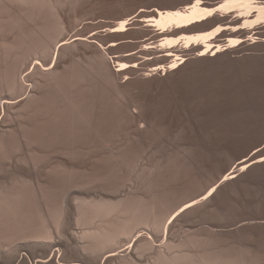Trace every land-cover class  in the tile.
I'll return each instance as SVG.
<instances>
[{
    "label": "bare ground",
    "instance_id": "obj_1",
    "mask_svg": "<svg viewBox=\"0 0 264 264\" xmlns=\"http://www.w3.org/2000/svg\"><path fill=\"white\" fill-rule=\"evenodd\" d=\"M70 1L0 0V264H264L199 227L264 186L211 106L264 97V0Z\"/></svg>",
    "mask_w": 264,
    "mask_h": 264
},
{
    "label": "rangeland",
    "instance_id": "obj_2",
    "mask_svg": "<svg viewBox=\"0 0 264 264\" xmlns=\"http://www.w3.org/2000/svg\"><path fill=\"white\" fill-rule=\"evenodd\" d=\"M69 1V0H68ZM73 1V0H72ZM72 1H70V5L73 3ZM87 1V2H86ZM84 0V1H80V3L78 5H76L77 8H82V6L84 7H90L91 5H93V7H96L97 9H102L103 10H112L114 9H119V7L117 6V4H120L122 2H127L128 4H132V5H140L141 6H145L150 4L153 1H166V0H89L91 3L93 2H98L97 5L91 4L88 0ZM182 2L185 0H181ZM140 2V3H139ZM148 2V3H147ZM90 3L89 6L84 5V4H88ZM138 3V4H137ZM144 3V4H143ZM83 4V5H82ZM101 6H98L100 5ZM104 4V5H103ZM111 4V7H110ZM69 5V7H70ZM75 6V5H74ZM80 6V7H78ZM103 6V7H102ZM170 7L172 5H169ZM167 6V11L170 12L171 14H175V11H178L175 5H173L171 7V9H169ZM83 7V8H84ZM108 7V8H107ZM106 8V9H105ZM175 8V9H174ZM165 9V10H166ZM167 11H165L166 13H168ZM238 100V101H237ZM227 102V103H226ZM247 105V106H246ZM211 106H213L212 108L215 110L220 111L221 115H223V118L221 119H212L213 121H215V123L220 126L223 130H225L227 137H229L231 140L233 139L234 141H236L237 144H235L236 147H240L243 144L242 143L244 140H247V138L251 135L254 134V132L252 131L253 128H256L259 126H264V97L263 98H255L252 100L249 99H233V100H224V99H214L211 102ZM224 108V109H223ZM263 108V109H262ZM241 109V110H240ZM225 110V111H224ZM232 110V111H231ZM230 111V112H229ZM231 114V115H230ZM248 114V115H247ZM261 114V115H260ZM233 115V116H232ZM232 116V117H231ZM238 117V118H236ZM214 118V117H213ZM235 118V119H234ZM247 118V119H246ZM253 118V119H252ZM258 120V121H257ZM250 122V124H249ZM261 123V124H260ZM228 124V125H227ZM244 124V125H243ZM225 125V126H224ZM240 125V126H239ZM261 126V127H262ZM232 133V134H231ZM249 134V135H248ZM242 135V136H241ZM255 135V134H254ZM234 136V137H233ZM241 136V137H240ZM245 137V139H244ZM238 138V139H237ZM238 141V142H237ZM260 176V177H259ZM259 176L255 177V180L259 183H261L262 185H264V171L262 174H260ZM259 177V178H258ZM262 178V179H261ZM262 181H261V180ZM257 186H248L246 187L247 190H245V197L246 200L243 202L239 199V201L234 202L231 201L229 202L228 205H225V208L223 211L224 214H222V211L217 215H213V217H210V220H204L200 225V229H205L203 232H201V234H206L208 230V228H213L214 230H217L216 234V238L219 241H248V238L242 234V233H238L236 231H234V227H232V221L238 216V217H244V218H254V217H262L264 216V186L262 187H257ZM245 188V189H246ZM253 188V190H251ZM253 191V192H252ZM259 191V192H258ZM262 191V192H261ZM257 192V195H256ZM259 193V196H258ZM250 194V195H249ZM247 195V196H246ZM250 196V199H252V197L257 196L260 201L258 200V202H250V200L248 199V197ZM254 195V196H253ZM244 197V198H245ZM240 198V197H237ZM263 200V201H262ZM262 201V202H261ZM248 202V204H247ZM250 202V203H249ZM261 202V203H260ZM241 203V204H240ZM244 203V204H243ZM263 203V204H262ZM251 204V205H250ZM255 205V209L254 206L252 208H250L252 205ZM261 204V205H260ZM240 205V206H239ZM244 205V207L242 206ZM247 206V207H246ZM260 206V208H259ZM249 207V209H248ZM257 207V208H256ZM248 210H247V209ZM253 209V210H250ZM258 209V210H257ZM227 210V211H226ZM247 211V212H246ZM258 211V212H257ZM249 212V213H248ZM254 213V214H253ZM227 214V215H226ZM257 214V215H256ZM245 215V216H244ZM225 216V218H224ZM251 216V217H249ZM215 217V218H214ZM229 220H228V219ZM224 221L226 222H223ZM226 219V220H225ZM215 220V221H214ZM221 220V221H220ZM207 221V222H206ZM211 221V222H210ZM220 221V222H219ZM219 222V223H218ZM211 223V224H210ZM218 225V226H217ZM202 226H206V227H202ZM214 226V227H211ZM222 226V227H221ZM230 226V227H227ZM223 230V231H222ZM255 230L258 233L262 234V239L260 237L256 238H252L251 240L253 241V244H256V246H258L260 250L264 251V228L261 229V227L255 228ZM232 231V233H231ZM221 232V233H220ZM236 232V233H235ZM263 232V233H262ZM228 233V234H227ZM227 236H226V235ZM230 234V235H229ZM236 235V236H235ZM225 236V237H224ZM243 239H242V238ZM245 237V238H244ZM235 238V239H234ZM221 239V240H220ZM230 239V240H229ZM251 241V242H252ZM258 241H260L258 243ZM249 242V241H248Z\"/></svg>",
    "mask_w": 264,
    "mask_h": 264
}]
</instances>
